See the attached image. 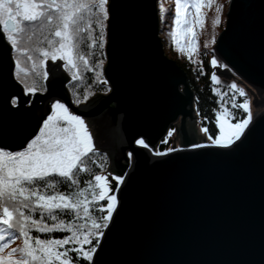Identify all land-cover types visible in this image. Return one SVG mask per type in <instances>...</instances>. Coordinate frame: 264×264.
<instances>
[{
  "label": "water",
  "instance_id": "obj_1",
  "mask_svg": "<svg viewBox=\"0 0 264 264\" xmlns=\"http://www.w3.org/2000/svg\"><path fill=\"white\" fill-rule=\"evenodd\" d=\"M158 1L109 0L103 76L110 91L79 106L63 71L47 80L45 93L26 94L0 33V148L26 147L54 99L88 119L95 148L109 158L110 184L114 176L123 181L92 264H264V110L257 114L264 105V0H229L212 48L225 65L218 75L241 84L256 107L241 140L227 149L194 147L206 138L187 74L165 54ZM173 127L179 149L157 155Z\"/></svg>",
  "mask_w": 264,
  "mask_h": 264
},
{
  "label": "snow or ice",
  "instance_id": "obj_2",
  "mask_svg": "<svg viewBox=\"0 0 264 264\" xmlns=\"http://www.w3.org/2000/svg\"><path fill=\"white\" fill-rule=\"evenodd\" d=\"M174 2V27L168 35L177 50L192 60V54L198 52V33L193 27L203 28L205 13L201 9H211L216 0ZM108 3L109 0H0V33L16 54L15 78L24 85L26 94H35L38 90L35 79L28 83L30 77L47 79V71L41 69L46 68L49 59L63 61L73 81L83 82V71L102 68V60L95 65L90 63L93 52L89 49L104 47ZM221 10L222 6L216 5L213 27L220 23ZM161 11H165L163 6ZM96 29L99 34L93 35ZM38 35L43 38L38 39ZM185 38L189 41L187 47L181 44ZM211 65L218 66L215 58ZM95 82L107 83L101 72H96ZM211 82L221 84L215 73L211 75ZM229 88L240 97L247 95L234 83ZM216 94L224 100L219 91ZM89 95L90 92H85L83 100L77 97L75 103L87 101ZM235 99L232 96L229 101L231 109H242L247 116L239 119L222 103L214 117L218 134L213 136L208 134L207 127L202 128L210 143L194 147L227 149L241 140L252 119L250 101L236 103ZM16 103L13 99L12 104ZM139 143L148 147L143 140ZM96 155L85 121L60 102L52 104L51 114L26 147L18 151L0 148V264H79L80 260L92 264L118 205L113 193L123 182L114 176L116 186H113L105 175L91 172L88 164L95 163ZM85 172L91 174V179L86 188H81L78 177ZM101 202H106V206ZM94 212L101 215H93ZM33 213H38L39 218L34 219ZM64 215L74 216L75 221L66 222L61 218ZM33 230L40 234L69 235L42 239L31 235ZM18 238H22V245L6 251Z\"/></svg>",
  "mask_w": 264,
  "mask_h": 264
},
{
  "label": "trees",
  "instance_id": "obj_3",
  "mask_svg": "<svg viewBox=\"0 0 264 264\" xmlns=\"http://www.w3.org/2000/svg\"><path fill=\"white\" fill-rule=\"evenodd\" d=\"M229 0H216V4L213 5L211 9L203 8L201 11L205 13V22L203 28H197L193 27V31L198 33V52L192 54V60H189L188 55L185 53H181L177 50L176 45L172 42L171 38L169 37L168 33L172 30L174 27L172 18L175 15V2L174 0H159L158 1V8H159V15H160V36L163 42V47L165 50V54L174 59L176 63L186 72V74L189 76L191 85L196 91V99H197V112L200 116V122L203 126H206L209 129V133L215 136L218 134V128L215 125V113L220 110L221 104L223 103L226 107H229L231 111L237 114V117L239 119H243L247 116V113H244L242 109H231L230 107V99L232 96H235V102L236 103H242L245 99H248L247 96L240 97L238 93L232 92L229 88L230 85L221 83L220 85H214L211 82V75L214 73V68L211 65V60L215 58L217 62H221V60L217 57L216 54L212 52L213 45L215 44L216 38L220 31L225 26L226 21V11L228 9ZM216 5H221L222 10L219 13V20L220 23L213 27L212 21L216 18L217 13L215 11ZM161 6L165 9V11L162 13ZM194 16H195V10H193ZM105 38H106V22H105V28H104ZM99 29H96L93 33V35H98ZM181 44L185 47L188 46L189 41L187 38L181 41ZM207 45V46H205ZM104 46H105V40H104ZM89 51L93 52V56L91 57L90 63L92 65H95L99 63L101 60L103 61V64L105 63V53H104V47L103 49H99L98 47L96 49H89ZM194 61V62H193ZM103 66V65H102ZM203 69L201 72L200 69ZM94 70V76L96 72L102 73V68H93ZM84 75V81H78L77 85L79 86V89H76L72 87V92L74 94L75 99L79 97L81 100H83V95L85 92H90V95L96 93V92H106L108 91V87L104 84L96 83L95 79L93 82L90 80V72L86 73L83 71ZM102 78L103 73H102ZM38 90H42L44 88V83L41 79L37 80ZM31 84L32 82H28ZM42 86V87H41ZM74 86V85H73ZM219 91L221 95L224 96V100L221 101L220 96H218L216 93ZM245 91V90H244ZM247 94V92L245 91ZM89 95V96H90ZM261 106L258 108V113L262 111ZM256 111V108H255ZM254 111V112H255ZM235 121H233L234 123ZM96 153L98 155L93 157V160L95 163H89L88 167L91 169V172H94L96 174H102L103 172H106L109 166V158L106 153L100 151L99 149L95 148ZM80 181V187L86 188L87 187V181L91 179V174L89 172L81 173L78 177ZM67 190V189H63ZM104 203L106 206V202ZM33 218H39L38 213H33ZM93 215H101L100 213L94 212ZM66 222H73L75 221L74 216H67L64 215L61 217ZM47 223L51 224V221H46ZM83 222V221H79ZM33 236H40L42 239L47 238H63L66 235H69L68 233H62V232H54L50 234H40L35 232L34 230L30 233ZM95 243V241H93ZM22 245V238H18L15 242H13L10 245L9 249H6V251H9L11 247H20ZM73 257L76 256L75 253H71ZM79 264H88L87 261L80 260Z\"/></svg>",
  "mask_w": 264,
  "mask_h": 264
},
{
  "label": "flooded vegetation",
  "instance_id": "obj_4",
  "mask_svg": "<svg viewBox=\"0 0 264 264\" xmlns=\"http://www.w3.org/2000/svg\"><path fill=\"white\" fill-rule=\"evenodd\" d=\"M43 37L42 36H39L38 35V39H42ZM105 53V52H104ZM13 55H14V58H15V52L13 51ZM30 63L31 62H27V64H29L30 65ZM63 61H61V60H57L56 62H53L51 59H49L48 61H47V65H46V68L45 69H41V71H47V73H48V76H47V79L46 80H43V79H41L42 81H43V83H44V88L42 89V90H37V92H40V93H45L46 92V90H47V88H46V82H47V80L49 79V78H51V76H54V75H56V74H59L60 72H66V74L68 75V81L66 82V87H67V89H68V91H69V94H70V97H71V100H72V102L76 105V106H79V105H82L83 103H85L86 101H84V102H82V103H79V104H77V103H75V101H76V99H75V97H74V94H73V92H72V87H74V88H76V89H79V86H81V85H77V83H78V81H73L72 80V78H71V74L64 68V66H63ZM105 64V63H104ZM104 64H103V66H104ZM103 66H102V73H103ZM82 71H83V69H82ZM86 73H88L87 71H85ZM94 74V70L93 71H91L90 72V80H91V82H93V80L95 79V76L93 75ZM104 77V76H103ZM187 77H188V85H189V87H190V89L192 90V92H193V94H194V97H195V100H194V104L197 106V99H196V91H195V89L192 87V85H191V81H190V78H189V76L187 75ZM33 79H35L36 81L37 80H39L40 78H36V77H34V75L32 76V77H30V79H29V81L28 82H33ZM105 80V79H104ZM23 85V84H22ZM74 85V86H73ZM104 85H106L107 87H108V91H106V92H101V93H108L109 91H110V88H109V86L107 85V83L106 84H104ZM23 87H24V85H23ZM98 93H100V92H96V93H94V94H92V95H90L89 96V98L87 99V100H89L91 97H93L94 95H96V94H98ZM247 98H248V100L249 99H251L252 97H251V95L249 94V92H247ZM56 102H60V103H63L60 99H54L53 100V102L51 103V106H52V104H54V103H56ZM64 104V103H63ZM51 114V113H50ZM49 114V115H50ZM74 114V113H73ZM82 118V117H81ZM83 120H85V121H87L88 122V119H85V118H82ZM176 124L178 125L179 124V122H176ZM194 125V123L192 122V121H190L189 120V118H188V126L189 127H191V126H193ZM171 130H175L174 132H173V134L171 135V136H169L168 135V133L171 131ZM168 133H167V135L165 136V138L157 145V150H156V152L155 153H157V152H165V153H169V152H171V151H168L170 148H172V146L175 144V148L174 149H179V139H178V134H177V130H176V128L175 127H173V128H171L169 131H168ZM171 141V143H170V145L168 146V143ZM108 172L109 171H107L106 173H107V175H108Z\"/></svg>",
  "mask_w": 264,
  "mask_h": 264
},
{
  "label": "rangeland",
  "instance_id": "obj_5",
  "mask_svg": "<svg viewBox=\"0 0 264 264\" xmlns=\"http://www.w3.org/2000/svg\"><path fill=\"white\" fill-rule=\"evenodd\" d=\"M225 27V26H224ZM224 29V28H223ZM222 29V30H223ZM221 30V31H222ZM220 31V32H221ZM170 58V57H169ZM218 63V66L217 67H215L214 68V73L217 75V77L221 80V83H224V84H227V85H231V84H236L239 88H242L243 90H245L246 91V89L241 85V84H239L238 82H236L235 80H232V79H229V78H226V77H223V76H219L218 75V73H217V68H219V69H224L225 68V65L222 63V62H217ZM247 92V91H246ZM249 101H250V110H251V115L253 116V114H254V111H255V106H253L252 105V98L251 99H249ZM264 110V107L262 108V111ZM261 112V111H260ZM259 112V113H260ZM259 113H257V114H259ZM256 114V115H257ZM85 121V120H84ZM85 124L87 125V127H88V130H89V132L91 133V130H90V127H89V123L87 122V121H85ZM206 126H203L202 124H201V122H199L198 123V126H197V128H198V132H199V134L202 136V137H204V138H206V141L204 142V143H210V141H208L207 140V134H205L204 132H202V128H205ZM208 134H210V133H208ZM92 135V134H91ZM92 140H93V138H92ZM93 144H94V147H97L96 146V144L94 143V141H93ZM109 172H108V175H107V173L106 172H103L102 173V175H105L106 177H108L109 176ZM109 180V179H108ZM110 183V182H109Z\"/></svg>",
  "mask_w": 264,
  "mask_h": 264
}]
</instances>
